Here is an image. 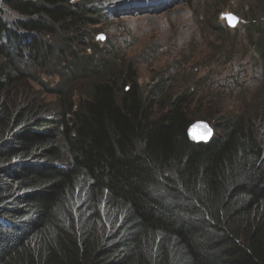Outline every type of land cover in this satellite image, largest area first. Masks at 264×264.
<instances>
[{
  "label": "trees",
  "instance_id": "1",
  "mask_svg": "<svg viewBox=\"0 0 264 264\" xmlns=\"http://www.w3.org/2000/svg\"><path fill=\"white\" fill-rule=\"evenodd\" d=\"M90 11L0 0V264H264V113L212 121L218 135L196 145L192 98L163 83L144 96L117 64L82 69L76 110L71 93L56 110L17 105L21 61L46 62L57 48L43 36L81 30ZM250 31L264 64V23Z\"/></svg>",
  "mask_w": 264,
  "mask_h": 264
},
{
  "label": "rangeland",
  "instance_id": "2",
  "mask_svg": "<svg viewBox=\"0 0 264 264\" xmlns=\"http://www.w3.org/2000/svg\"><path fill=\"white\" fill-rule=\"evenodd\" d=\"M262 1L74 0L91 10L90 22L76 32L56 25L57 34L43 36L57 50L44 63L21 61L25 80L13 97L20 108L31 104L56 110L62 94L71 93L73 102L89 100L85 87L91 82L83 68L103 74L116 64L118 70L131 65L144 96L162 81L170 97L192 98L193 113L202 114L194 121L213 125L223 117L243 116L258 124V114L264 113L258 100L264 64L250 30L264 23ZM225 14L239 21L229 27ZM11 18L22 20L16 13ZM200 99L205 107L208 101L213 106L196 109Z\"/></svg>",
  "mask_w": 264,
  "mask_h": 264
},
{
  "label": "water",
  "instance_id": "3",
  "mask_svg": "<svg viewBox=\"0 0 264 264\" xmlns=\"http://www.w3.org/2000/svg\"><path fill=\"white\" fill-rule=\"evenodd\" d=\"M229 24L234 26L237 23V20H232L231 18H228ZM206 124L204 123H197L194 126L191 127L190 129V139L191 141L195 143H202L206 142L203 140V137H211L212 136V131L209 129V127H204ZM210 130V131H209Z\"/></svg>",
  "mask_w": 264,
  "mask_h": 264
},
{
  "label": "clouds",
  "instance_id": "4",
  "mask_svg": "<svg viewBox=\"0 0 264 264\" xmlns=\"http://www.w3.org/2000/svg\"><path fill=\"white\" fill-rule=\"evenodd\" d=\"M231 15L236 18L235 20H237V22L239 21V18L236 15H234V14H231ZM228 18L227 19H224L223 18V19L227 22V25L230 27L232 25L228 24ZM260 63L262 64V62H260ZM160 83H163V82L161 81L158 84H160ZM158 84H156V86ZM174 99H176V98H174ZM72 103H73V106H74V109L73 110H76L77 109L76 106H77L78 102H73L72 101ZM194 122L206 124L209 127V129L212 131V136L211 137H203V140H205L206 142H202V143H199V144L191 141L189 132H190L191 127L194 126V125L191 124L190 127H189V129H188V137H189V140H190L191 143L196 144V145L209 144L218 135V131H217V128L214 126V123L212 125L209 121L202 120V119L201 120L194 121Z\"/></svg>",
  "mask_w": 264,
  "mask_h": 264
},
{
  "label": "snow or ice",
  "instance_id": "5",
  "mask_svg": "<svg viewBox=\"0 0 264 264\" xmlns=\"http://www.w3.org/2000/svg\"><path fill=\"white\" fill-rule=\"evenodd\" d=\"M232 20H235L236 18L235 17H231ZM104 37L103 36H100L98 37V39H103ZM204 127H207L206 125ZM210 131V130H209Z\"/></svg>",
  "mask_w": 264,
  "mask_h": 264
},
{
  "label": "bare ground",
  "instance_id": "6",
  "mask_svg": "<svg viewBox=\"0 0 264 264\" xmlns=\"http://www.w3.org/2000/svg\"><path fill=\"white\" fill-rule=\"evenodd\" d=\"M195 124H197V123H195ZM195 124H194V125H195Z\"/></svg>",
  "mask_w": 264,
  "mask_h": 264
}]
</instances>
